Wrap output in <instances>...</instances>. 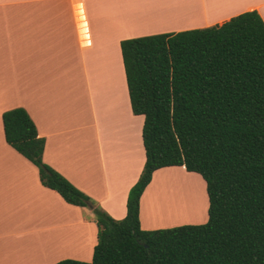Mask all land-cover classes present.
Returning a JSON list of instances; mask_svg holds the SVG:
<instances>
[{
    "label": "crops",
    "instance_id": "0c3cea01",
    "mask_svg": "<svg viewBox=\"0 0 264 264\" xmlns=\"http://www.w3.org/2000/svg\"><path fill=\"white\" fill-rule=\"evenodd\" d=\"M251 10L264 21V0H0V264L90 262L97 243L91 209L41 183L35 164L5 140L2 113L23 108L45 140L43 161L122 219L145 150L121 41L220 25ZM173 171L195 174L184 166L152 173L139 200L142 229L207 221L205 189L203 217L165 223L176 205L160 208L152 198Z\"/></svg>",
    "mask_w": 264,
    "mask_h": 264
},
{
    "label": "trees",
    "instance_id": "16d2710c",
    "mask_svg": "<svg viewBox=\"0 0 264 264\" xmlns=\"http://www.w3.org/2000/svg\"><path fill=\"white\" fill-rule=\"evenodd\" d=\"M121 54L131 109L144 117L145 163L126 215L109 216L47 165L45 140L21 107L2 113L5 140L97 226L92 260L54 264H264V21L255 10L220 25L128 38ZM184 166L205 182L208 218L144 230L140 196L152 173Z\"/></svg>",
    "mask_w": 264,
    "mask_h": 264
},
{
    "label": "rangeland",
    "instance_id": "374dc122",
    "mask_svg": "<svg viewBox=\"0 0 264 264\" xmlns=\"http://www.w3.org/2000/svg\"><path fill=\"white\" fill-rule=\"evenodd\" d=\"M202 181V177L197 173L187 175L181 171H173L172 174H169L168 181L163 185L159 192L157 191L158 194L156 193L154 198H152L156 205L159 204L160 208H167L170 205H176V210H173V213H176V219L173 221H167L165 223L192 220L196 216L199 217H196L195 219L199 220L201 217H203L205 206L203 191L206 188H204L205 184L203 185ZM172 197L173 199H171ZM177 202L179 205L178 208ZM153 221L154 224L160 223L155 222L154 219Z\"/></svg>",
    "mask_w": 264,
    "mask_h": 264
}]
</instances>
